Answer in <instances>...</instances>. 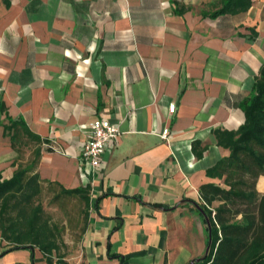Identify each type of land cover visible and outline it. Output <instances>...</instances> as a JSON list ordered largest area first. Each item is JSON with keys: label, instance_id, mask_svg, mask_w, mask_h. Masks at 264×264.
I'll return each instance as SVG.
<instances>
[{"label": "crops", "instance_id": "1", "mask_svg": "<svg viewBox=\"0 0 264 264\" xmlns=\"http://www.w3.org/2000/svg\"><path fill=\"white\" fill-rule=\"evenodd\" d=\"M216 2L0 0V180L38 148L41 180L89 186L80 257L68 264H195L205 254L199 189L224 186L207 171L229 156L215 133L244 122L239 103L264 64V0L212 18ZM7 119L40 138L25 161ZM97 119L120 134L87 178L81 152ZM255 188L264 194V175ZM30 256L11 251L0 264ZM33 264H47L37 250Z\"/></svg>", "mask_w": 264, "mask_h": 264}, {"label": "trees", "instance_id": "2", "mask_svg": "<svg viewBox=\"0 0 264 264\" xmlns=\"http://www.w3.org/2000/svg\"><path fill=\"white\" fill-rule=\"evenodd\" d=\"M251 5L252 0H217L210 17L234 16L246 12ZM239 108L244 122L238 129L215 133L218 145L228 149L229 156L207 171L210 177L224 178V186L207 184L199 189L200 203L196 207L206 224L209 249L195 264H264V194L255 188L258 178L264 175V64ZM7 121L5 134L23 161L22 147L38 145L40 138L21 120ZM39 158L40 151L35 148L26 162H19L10 179L0 180V239L6 243L0 255L29 250L33 264L37 250L47 264H58L51 258L58 248L57 229L48 223L38 202L42 185L55 184L62 195L82 199L86 227L90 188L65 189L41 180L36 171Z\"/></svg>", "mask_w": 264, "mask_h": 264}, {"label": "rangeland", "instance_id": "3", "mask_svg": "<svg viewBox=\"0 0 264 264\" xmlns=\"http://www.w3.org/2000/svg\"><path fill=\"white\" fill-rule=\"evenodd\" d=\"M28 149L25 146L21 149L24 161L28 156ZM42 188L38 202L41 204L43 215L48 223L57 229L58 248L52 253L51 258L53 261H58V264L61 262L74 263L80 257L86 230L85 203L78 197L62 195L59 186L55 184L44 183Z\"/></svg>", "mask_w": 264, "mask_h": 264}, {"label": "built area", "instance_id": "4", "mask_svg": "<svg viewBox=\"0 0 264 264\" xmlns=\"http://www.w3.org/2000/svg\"><path fill=\"white\" fill-rule=\"evenodd\" d=\"M175 105L169 104L168 112L173 114ZM88 138L83 143L80 164L87 178L97 174L103 161V155L107 148L114 143L120 134L119 127L108 119H97L91 122L88 127ZM168 129L161 132V138L167 140Z\"/></svg>", "mask_w": 264, "mask_h": 264}, {"label": "water", "instance_id": "5", "mask_svg": "<svg viewBox=\"0 0 264 264\" xmlns=\"http://www.w3.org/2000/svg\"><path fill=\"white\" fill-rule=\"evenodd\" d=\"M208 249H209V245H208L207 248H206L205 255L207 254Z\"/></svg>", "mask_w": 264, "mask_h": 264}]
</instances>
